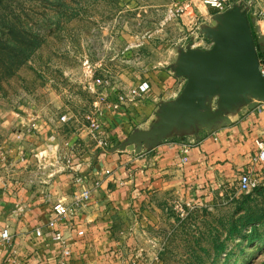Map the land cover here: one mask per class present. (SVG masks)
<instances>
[{
  "label": "crops",
  "instance_id": "obj_1",
  "mask_svg": "<svg viewBox=\"0 0 264 264\" xmlns=\"http://www.w3.org/2000/svg\"><path fill=\"white\" fill-rule=\"evenodd\" d=\"M261 12L264 0L254 1L248 15L257 37L264 35ZM188 14L200 22L197 30L211 26L217 15L201 0ZM144 81L151 89L141 101L120 111L101 105L107 148L92 137L89 125L69 130L70 122L48 118L25 144L27 153L35 155L34 167L14 163L18 146L7 164L0 162V234L7 229L12 237L10 243H0V264H12L11 257L14 264H55L59 246L53 237L58 231L71 239V264H143L139 259L149 255L154 256L149 264H162L174 236V231L162 230L166 222H174L168 209L178 201L193 210H210L215 195L228 192L229 182L253 171L256 139L264 133V104L239 114L230 127L200 134L201 142L176 137L140 155L110 153L143 129L137 124L150 125L162 100L176 98L186 84L169 71ZM87 190L92 191L90 202L78 206L76 196ZM58 203L69 209L64 218L54 211ZM37 229H42V239Z\"/></svg>",
  "mask_w": 264,
  "mask_h": 264
},
{
  "label": "rangeland",
  "instance_id": "obj_2",
  "mask_svg": "<svg viewBox=\"0 0 264 264\" xmlns=\"http://www.w3.org/2000/svg\"><path fill=\"white\" fill-rule=\"evenodd\" d=\"M193 1L0 0V154L17 149L9 124L18 116L36 115L42 121L67 116L69 130L90 125L101 112L105 91L95 82L106 71L111 72L112 87L129 96L142 80L160 71L175 76L171 67L179 47L194 41L196 48L210 49L212 43L196 29L200 22L188 14L186 7ZM9 33L37 35L44 41L27 60L23 50L15 53L8 45L10 57L1 53ZM248 112L244 108L240 114ZM151 124H137L143 128L137 129L149 130ZM237 185L238 180L231 181L228 192L216 194L210 210L194 209L182 217L174 207L168 209L174 222L164 223L162 230L174 231V236L162 264H264V239H244L255 226L264 237V192L244 194ZM248 215L263 219L230 239L233 221ZM220 243L225 247L216 256ZM152 258L139 260L149 264Z\"/></svg>",
  "mask_w": 264,
  "mask_h": 264
},
{
  "label": "water",
  "instance_id": "obj_3",
  "mask_svg": "<svg viewBox=\"0 0 264 264\" xmlns=\"http://www.w3.org/2000/svg\"><path fill=\"white\" fill-rule=\"evenodd\" d=\"M200 34L212 43L210 49L196 48L192 41L178 48L171 71L186 84L172 101H162L149 130H135L130 137L109 152L138 155L153 151L171 138L209 135L230 127L233 117L244 108L255 111L264 104V74L259 48L264 36L255 38L248 12L235 4L217 14L211 26Z\"/></svg>",
  "mask_w": 264,
  "mask_h": 264
},
{
  "label": "built area",
  "instance_id": "obj_4",
  "mask_svg": "<svg viewBox=\"0 0 264 264\" xmlns=\"http://www.w3.org/2000/svg\"><path fill=\"white\" fill-rule=\"evenodd\" d=\"M196 0H194L193 3ZM256 0H239L236 3L235 0H201L202 4L215 11L217 14L224 13L231 9L235 4L243 5L248 14L252 9V4ZM188 4L187 9H191L194 5ZM264 15L263 12L259 13V16L262 18ZM264 36V35H262ZM261 36V37H262ZM199 38V35L196 36ZM261 63V71L264 74V55L260 59ZM111 72L106 71L104 78H98L95 82V86L100 88H105V91L100 95L102 105H107L116 111H120L123 107H127L129 103H135L141 101L147 93L150 91V83L147 81L141 82L137 87L133 88L129 96H125L119 89H114L111 85ZM101 115V112L99 116ZM99 116L92 120L88 128L90 129L92 137L98 141V143L103 147H108L107 142L105 141L104 131L99 122ZM59 121L63 124L69 122L67 116L60 117ZM42 119L39 116L33 117H20L18 116L9 127L10 135L12 136V140L15 144L18 145V154L16 156V160L13 158L14 163L18 166L22 167H34L36 164L35 155L31 156L25 150L24 146L27 140L31 137H35L40 132ZM256 145L258 148V152L252 161L253 171L241 173L238 180V190L244 194H251L254 191L261 189L264 187V133L262 136L256 139ZM185 153H188V149L185 150ZM9 155L4 150L3 153L0 154V162L6 163L8 162ZM40 168V167H39ZM255 173H258L256 175ZM107 174H110L107 172ZM81 180H79L80 182ZM92 198V191L87 190L83 193H80L76 196V203L78 206L87 205ZM177 212L181 213L182 217L186 216V211L193 210V206L191 204L183 205L177 203L175 209ZM54 211L57 213L59 218H64L68 213L69 209L64 206L62 203H58L54 207ZM83 233H80L82 235ZM36 235L38 238H43L42 229H37ZM12 241V237L9 234L7 229L3 230L0 234V243L2 245H6ZM53 241L59 246V254L56 258L55 264H71L72 260V242L71 239L67 238L62 231H58L54 234ZM10 263L14 264V258H9Z\"/></svg>",
  "mask_w": 264,
  "mask_h": 264
},
{
  "label": "trees",
  "instance_id": "obj_5",
  "mask_svg": "<svg viewBox=\"0 0 264 264\" xmlns=\"http://www.w3.org/2000/svg\"><path fill=\"white\" fill-rule=\"evenodd\" d=\"M250 19V17H249ZM251 22V19H250ZM251 26L253 29V25L251 22ZM253 33L255 38H257L254 29H253ZM20 35V34H19ZM43 39H41L39 36L37 35H29V34H23L20 36H14L12 34H8L6 35V41H5V46L6 48L3 49V52L1 51L2 55L3 54H8L10 57H12V53L9 51V49L7 48V46H13L15 49V53L16 52H24L25 56H26V60L29 59L34 52L39 49L41 47V45L43 44ZM21 46V47H19ZM7 50V51H6ZM264 55V50L259 48V57L260 59L263 57ZM22 62L19 61L17 64H21ZM264 192V189H258L256 191H254L251 194L248 195H253V194H259L261 195ZM245 200L248 201V198H246ZM245 205V201H243L242 206ZM244 207V206H243ZM247 217V219H246ZM246 217H239L238 219H235L233 221V224L231 226V229L229 231V238H233L235 235L240 236L242 234V229L244 227H246L247 225H254L256 223H259L262 221L263 217H255L253 215H248ZM259 227L255 226L253 227L251 233L249 235L244 236V239L247 240L248 242H253L256 241L258 239H264V237L262 235H259ZM249 244V243H248ZM225 245L223 243H220L219 245L215 246V252H216V256H218L220 254L221 251L224 250Z\"/></svg>",
  "mask_w": 264,
  "mask_h": 264
}]
</instances>
